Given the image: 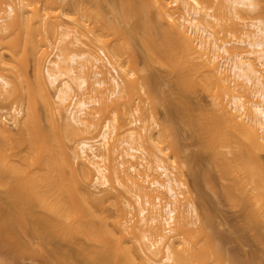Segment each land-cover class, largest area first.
<instances>
[{
    "label": "bare ground",
    "instance_id": "obj_1",
    "mask_svg": "<svg viewBox=\"0 0 264 264\" xmlns=\"http://www.w3.org/2000/svg\"><path fill=\"white\" fill-rule=\"evenodd\" d=\"M32 1L35 2L34 0H31L30 3L29 0L28 2L19 0L17 8L12 4H7L6 8L4 6L5 0H0V49L7 47L6 40L8 42L10 39V41H16L17 43L20 37L24 35L20 43L22 47H19L20 52L16 51L18 47L16 43L13 44V46L16 45L14 46L15 49L13 48L12 42H9L10 45L6 49L8 52L11 47L10 50L14 49L11 52L21 53L19 55L21 58L18 55V57L13 55L14 53L10 54L11 58L12 56H14L13 58H19V61L21 60L18 61L19 63L15 59L12 62L11 59L12 64L7 65L8 62L6 60L4 62L5 57L3 59L4 55L1 52L3 49L0 51V84L5 89L7 98L11 97L10 99H14L15 102H20V99L22 102L28 101L25 102L26 109L23 107L22 102H20L21 105L19 103V106L13 107L16 118H19L17 123L18 121L20 123H18L19 129L17 128L18 131L15 134L2 126L0 117V186L7 191L9 197L17 199L16 202L12 203L0 201V219L2 217L6 218L4 222L1 221L3 224L0 227V240H7L10 246L15 248L20 242L18 240L21 239L17 240L19 236L14 237L15 235H13V232H11V235L10 230L13 229L14 231L19 226H25L26 230L30 227V232L32 231L36 235L35 237L42 241L43 245H49L51 241H56L58 244L68 242L75 248H82L83 253L81 252V256L84 254V260L90 264H160V262L171 264H209V262L213 264H239L240 262L237 259L235 260L225 253L222 246L225 239L215 230L210 212H204L203 216L200 217L201 213L191 197H186L183 201L184 197H181V192L177 190L185 188L184 182L172 179L165 160L158 158L155 170L159 172L160 177L165 179L162 178L163 181L154 179L150 186H145L143 183L147 179L146 177L141 179V173L137 170L141 164L132 162L137 158L135 154L139 152L133 144L141 137L134 129L129 127L131 122L126 111L120 113L110 103V101L117 102L120 98H124L132 90L131 82L129 80L128 82H120L119 78L111 77L112 91L109 90V94L104 93L102 88L105 80H102L103 78L96 79L94 83L89 81L92 67L97 65L92 66L93 64H89L87 68V64H85L93 61V63L100 64L102 58L100 60L96 59L94 55L83 50L73 52L68 57L59 54L55 63L48 61L46 57V61L49 62V67H52V69L43 66L44 57L47 54L45 51L49 48L47 46L53 44H51V35L56 34L57 26L62 29V26L59 25V19L66 18L63 9L66 0H46L44 9L34 8L31 11L33 15L29 18L25 8L31 6ZM58 1H62L60 7L57 5ZM149 1L121 0L120 8L118 9L119 6H112V9H114L112 11L118 14V18L121 19L120 22H123V25L128 24L131 19L135 21L137 19L141 23L145 30V35H142L144 36V38L142 37L143 42L150 58L152 57L153 61L154 59L160 60V62L163 61L160 65H167L171 72L176 73L177 86L174 84L173 87L178 91H175L176 94L183 95L185 92L193 94L198 88H202L205 93L207 92L211 96L213 110L199 112L201 117L198 116L197 119L195 113L192 114L194 115L192 117L197 120L194 119V122H198V119H200L198 128L196 127L198 123H194L195 126L191 125V130L194 129L192 133H197L198 136L196 137L204 142L200 139L199 141L206 144V147L205 144L204 147H208L215 154L214 159L216 158L218 161H215L216 164H213V167L217 171L219 170V175L221 173L223 175V171L226 175L231 174L230 180L234 183L236 190L240 193L241 187L245 189L244 201L249 202V205L246 203L248 207L245 208H248L250 217L249 223L248 221L246 223L252 229L259 225L255 229L258 231V228H261L264 224V77L258 70L256 62L262 66L264 65V0H175L174 4L172 3L173 6H176L175 9L167 2L168 0ZM190 1L199 9L214 7L217 12L218 9L222 8L223 10H219L220 13L223 12V15L226 14L235 19L241 17L243 11H245V14H247L246 12L260 13L263 18L256 19L245 30H240L238 23L233 21L234 18H230L232 22L229 20V24L228 21L223 23V27L230 26V29L228 28L230 35L238 37L240 34L244 39L234 43H231V41L219 44L217 38L207 28L206 23H208V17H211L210 14L203 16L197 7L189 5ZM68 2L70 1L68 0ZM215 2L216 4H214ZM75 3L80 12L89 11V7L87 9L86 5H82L83 3L80 5L78 1H75ZM179 10L185 12L184 14L181 13L180 20L178 19L179 16L176 17L175 15V12ZM96 12L98 13V11ZM155 15L161 20L165 19L168 22V28H164L156 21ZM229 16L226 17L227 20ZM99 17L95 15V24H97V21L98 25L102 22L105 23H103L104 25L101 24V27L96 25V28L99 27L100 34L95 35L93 33H97L98 30L96 31V29L92 33L102 44V48L111 53L117 67L113 65L109 58L107 61L102 59L104 66L112 68L119 76L118 68L122 72L125 71L123 69V58H121L122 55L119 51L123 47L119 48L120 43L116 45L114 42L123 36L119 37V35V38L115 39L113 35L115 34L114 29L117 28L118 31L122 29V34L123 26L120 28L117 25L119 23L117 17L114 20V23L118 26L117 28H115L114 23L111 22L112 25L107 20L108 25L107 21H104L106 18L103 19V17L101 21ZM117 20L118 22H115ZM74 22L78 27L77 19H74ZM19 24H23V28L26 27V30L21 28L22 35L20 37L16 34ZM109 26L114 28H112L113 31L112 29L109 30L111 28ZM139 26L140 24H138ZM131 28L128 31L130 35H127V44H130L131 40L135 39V34L138 33L137 26ZM118 31H116L117 34ZM112 32L114 33L110 34ZM78 33L79 30L76 29L75 37L72 36L75 43L72 40V44L75 47L85 46ZM101 33L102 35L105 34L106 37L110 34L109 37H113L115 40L112 39L111 42L114 41L113 43L116 46L112 44L113 47L110 44L109 37L100 40ZM117 34L115 35L116 38ZM61 35L63 39L69 36L68 33ZM123 35L125 34L123 33ZM123 38L126 40V35ZM3 45L6 46L3 47ZM117 46L119 49H117ZM242 46L246 48L243 49ZM27 58H30L34 63L33 82L35 88L30 82L32 80L25 79L27 75L24 74L25 80H22V82H27L28 88L26 91L21 92L23 88H19L20 91L18 90L19 86L15 83V79L14 82L9 81L6 76L1 74V71L7 68L12 73L17 72L19 71L17 68H22L20 63ZM220 59L225 61L229 72H233L231 75L228 73V69H226V72L225 68L222 67L225 64ZM219 62L223 65L221 64V66ZM85 69L88 71H85ZM78 70L80 71L79 74ZM24 71L21 72L24 73ZM21 72L16 73L18 80L21 78L19 77ZM129 74L130 77L139 81L140 88L147 93L149 98L151 92L156 88L152 91L153 86L150 85L152 88H149L150 78L147 80V77L135 75L133 72H129ZM233 74L235 78L232 76ZM93 75H95L94 78H97L101 76V73L96 71ZM230 76L234 80L237 78V80L230 79ZM238 80H241L242 83ZM22 82L21 85L18 83L20 87ZM151 82L154 83L152 80ZM243 84L245 87L249 86L252 95L259 98L260 101L257 99L252 100V102L247 103L250 104L249 107L243 101L242 96L234 94L236 90L241 87L244 88ZM48 86L55 88V95L51 94ZM249 87L246 89L249 90ZM76 91L80 92L82 96L78 97L77 94H74ZM249 91L245 92L251 94ZM71 94H74L69 106H72L70 108L72 110L70 116L66 118L63 116L62 111ZM87 94L93 95L86 98ZM223 95L228 96L230 101H224ZM180 101H182L181 106L185 101L179 99V103ZM39 102L42 104V113H40ZM96 104L99 106L98 109H95L97 112L93 110L94 112L90 114L88 111ZM184 111L182 110V112ZM191 112L193 113L190 110L189 114ZM186 113L185 111L184 114L186 115ZM108 114H111L112 118H107L101 126L100 120ZM190 117L187 118L188 121ZM21 120L23 122H20ZM189 124H193V122L191 121ZM82 127L85 128L86 132L88 130L89 133L100 128V145H104L105 151L106 149L111 151L109 150L111 146L108 147L110 144L108 141H110V136L114 134L115 130L128 131L129 141L126 140L127 142L121 143L128 146L125 156L128 160H132V163L128 161L130 165L123 170L124 175L122 177L113 168L111 174L108 176L103 175L97 180L101 185L107 186L109 180L113 177L121 185L128 188V191H135L136 194L134 193V195H136L139 205L144 202V205L149 207L148 209L140 207L138 218L131 212L134 207L127 201L123 203L124 207L117 205V213L114 216L106 215L105 212H98L97 206L102 203L101 199H91V194L85 187L93 183L95 173L103 174L106 171L95 160H100L101 155L98 153V148L85 139L78 141L76 146L75 142L72 146H69V141H74L75 136ZM165 127L167 128L168 125ZM144 129L147 133V129ZM168 129L170 130V127ZM163 131L166 132L164 129ZM147 136V139L148 137L151 138L150 135ZM138 144L141 146V141ZM25 147L27 149H25L26 154L24 152ZM108 153L110 155L112 151ZM227 155H230V157ZM18 156L21 159L17 160ZM20 160H22L23 165L19 164L21 162L18 163L19 165L17 164ZM124 163H120L122 168ZM135 165H138V167ZM66 168H68V171ZM149 169L151 170L150 167H147L146 171ZM227 169L230 173L229 171L227 173ZM222 175L220 176L222 177ZM167 197L169 200L162 205V200L167 199ZM148 213L150 214L149 219L147 218ZM188 216H194L198 220L199 225L195 229L190 228L191 221L188 220ZM136 229L141 235L142 232H149L151 237H156L155 244L151 248L149 245L145 244L144 246L142 244L146 240V235L141 237L144 241L138 236L139 243H141L140 248L144 247L141 249L143 253H140V255L134 251L133 246L135 247V245L132 244L133 240L131 238V236L136 235ZM139 234L137 233V235ZM176 240L178 241L176 242ZM0 244H3V242ZM32 245H26L25 251L26 249L31 250L34 247H31ZM86 245L87 247H84ZM25 251H23L24 255ZM162 252L165 255H161ZM53 253L58 264L80 263L78 259L81 257L77 258L75 255H69L60 245L54 248ZM159 256L160 262H158ZM84 260L80 264H84ZM56 262L55 264H57Z\"/></svg>",
    "mask_w": 264,
    "mask_h": 264
},
{
    "label": "rangeland",
    "instance_id": "obj_2",
    "mask_svg": "<svg viewBox=\"0 0 264 264\" xmlns=\"http://www.w3.org/2000/svg\"><path fill=\"white\" fill-rule=\"evenodd\" d=\"M26 1L28 2V0H26ZM30 1L31 0H29V3H30ZM34 1H35L34 3L32 1L33 4H30L31 6L25 8L27 10L26 14L29 16V18L31 15H33V13L31 11H33L34 8L35 9L39 8V10H43L45 5H46V0H34ZM69 1L70 2H68V0H66L65 5L63 4L64 5L63 9H64V12L66 14V18L63 17L64 19L63 18L59 19L60 20L59 25L62 26L63 30L57 26L58 30L56 29V34L55 33L52 34L54 36L51 35V37H52L51 44L52 43L53 44L50 45L51 47L48 45L47 47H49V48L46 47L48 50L46 49L47 51H45L47 54H45L46 56L44 57L43 66L45 68H48L50 66V64L48 62L49 59H50V62L55 63L57 55H59V54L64 55L65 57H68L71 53L80 52V50L81 51L83 50L87 53H90L91 55H94V57H96V59H99V60H100V58H102L101 54H100L102 52L105 54V56H107L111 60L113 65H115V62L111 56V53L108 52L107 50H104L102 48V44L97 40V37H95V35L96 34L98 35V33H99L98 28L101 27L100 25L105 23V22H102L100 25H98V21L96 20L97 24H95L94 20H95V15H97V17L100 16L99 19L101 21H102V18L104 17L103 19L106 18V20H104V21L108 20L110 23L111 22L114 23L115 18L116 17L118 18L119 16L117 13H115V11H112V10H114V9H112V6L118 7L119 4H121V0H69ZM75 1H78L79 5L81 3H83L82 5H84V6L86 5L85 7L87 9L89 7V11L86 10L87 12L84 11V13L80 12L76 8L77 2L75 3ZM174 1L175 0H168L167 1L170 3V5L173 9H175V7H176V6H173ZM61 2L60 1L57 2L58 7L61 6V4H60ZM71 2L72 3L74 2L73 5ZM189 3H190L189 5L198 8V6H196L193 2L190 1ZM7 4H12L14 7L17 8L19 6V0H5L4 6L6 7ZM214 4H216V2ZM120 6L118 7V9L120 8ZM215 9L216 8L213 7V8L199 9V11L201 12V14H203V16L206 14H210L211 17H208V20H207L208 23H206L207 28L214 35V37L217 38V41L219 42V44H223V42H231V41H232L231 43H234V42H237V41L244 39L240 34L238 37L230 35V31H229L230 26L223 27V23H226L228 21V24H229V20H231L230 18H232V16H229L226 14L223 15L222 14L223 12L220 13L219 10H221L222 8L221 9L217 8L218 9L217 12H219V13H217ZM29 11H30V13H29ZM96 11H98V13ZM116 11H118V10H116ZM153 11L155 12L154 9H153ZM94 13H96V14L94 15ZM110 13H113L114 15L116 14V16L114 17V15L110 14ZM181 13L184 14L185 13L184 10H179V11L175 12L176 17L179 16L178 17L179 20H180V16L182 15ZM246 13L247 14H245V11H243V14H241V17L236 18V19L234 17H233L234 19L232 18L233 21L238 23L240 30L241 29L245 30L246 27L249 26L256 19L263 18V15H261L260 13L259 14H257V13L253 14L250 12H246ZM93 15H94V17H93ZM156 16L157 15H155L156 21H158L164 28H168V22H166L165 19L161 20V18H158V16L157 17ZM227 16H229L228 20H227V18H228ZM111 18L113 19V21ZM23 19H24V16H23ZM74 19H77V24H79L78 27L75 24ZM118 20H119V18H118ZM118 20L115 22H118ZM120 20H119L120 24L118 23L117 25H119L120 28H121V26H123L122 34H121L122 29H120L118 31V28H117L118 26L116 25V23H114L115 24L114 26L117 29H114L112 26H109V28L111 27L109 29L110 31L112 28L115 30L114 31L115 34L113 35V37H115V39H118L119 37H121V36L124 37L126 35V37H127L126 40H127L128 36L130 35L129 34L130 32L128 33V31H130V28L131 27L135 28V26H137L138 31H137V29H136V31L138 33L136 32L137 35L135 34V36H136L135 39L131 40L130 44H127L128 40L127 41L124 40L123 37H122L123 39L119 38V40H117L118 41L117 42L114 40L113 37L112 38L109 37L110 34H113L114 32L110 33L109 36L106 37V35H105L106 31H105V34L102 35V33H101V37L102 36L103 37L102 38L100 37V40H105V38L108 39V37H109L110 38L109 42L111 45L113 44L114 46H116L120 43L118 45L119 48L123 47L120 50L117 46V49H119V51L121 52V55H122L121 58H123L122 60H123V65H124L123 69L125 70L122 72L118 68L119 79H120V82L121 81L122 82L123 81L128 82V80H129L132 84L131 85L132 90L127 95H125L124 98H120L117 102L110 101V103H111V105H114L115 108L118 109L120 113H123L126 111V114L129 118V121L131 122L129 127L134 129L135 132L137 134H139V136L141 137V139L137 138L138 143L141 141V146L137 142H135L133 144V146L136 147L139 151L137 154H135L137 158L134 161H132V160H128L125 156L126 149L128 146L122 144L121 142H127L126 140L129 141V137H128V133H127L128 131H124V130L123 131L122 130L116 131L115 130L114 134H111L110 139H109L110 141H108L110 143V144L108 143L109 144L108 147L111 146L110 147L111 149L109 148V150H111L112 153H111V151H108V149H106V151H105L104 145H102V144L100 145V137H99L100 128L97 129L96 131L89 133L88 130L86 132L84 130L85 128L83 129V127H82V128H80L81 132L80 131L78 132V134L74 138V141H69V146H72L74 144V142H75V146H76V143L78 141L84 140V139L88 140L91 142V144H94L98 148V153L101 155L100 160L99 159H95V160H97V162H99V166L104 167V169L106 171L103 174H96L95 173L93 183L85 186V187H87L86 188L87 191L91 194V199H93V198H96V200L101 199L100 201L102 202L101 203L102 205L100 204L97 206L98 212L101 211V213L105 212L106 215H110V216L113 215L114 216L115 213H117V211H116L117 205H121L124 207L123 203L127 201V202L131 203L132 206L134 207V209L131 212L135 215L136 218H138L139 208L140 207H146L147 205H144V202H142L143 203L142 205H139V203L137 202V197H135L136 195H134L135 191H132V192L128 191V188L121 185L120 182H118V180L116 178L112 177V179L109 180V185H107V186L101 185L100 182L97 180V178L100 179L103 175L108 176L109 174H111L113 168H115L117 170V174L120 177H122L124 175L123 170L128 168L130 165V164H128V161H129V163L133 162L136 164H141L140 165L141 167L139 166V168L137 170L140 171V173H141V179H144L146 177L147 180L145 182H143L145 184V186H150V184L152 183V181L154 179H160V181H163L165 179L164 177L159 176V172L155 171L157 168L158 158L163 159V160H165L166 166L168 167V169L170 171V176L172 177V179H177L179 181L184 182L185 188H183V189L181 188V189L177 190L178 192H181V197H184L183 201H185L186 197H191L193 199V201L195 202V204L197 205L199 212L201 213L200 217L203 216L204 212H210V214L212 215L215 230L222 236V238L224 237V239H225L224 245L222 242V246L224 247L225 253H227L229 256L233 257L235 260L237 259V261L240 262L239 264H264V224L261 226V228L259 227L260 229L258 228V231H256L255 229L259 225L255 229L254 228L252 229V227L250 228V226H248V224L246 223L247 221L249 223L250 217H249L248 210H247L248 208H245V207H248V205H249L248 201H244L245 189L243 187H241L240 193L238 192V190H236L234 183L230 180V178L232 177L231 174L226 175L225 171H223V175H222V173L220 174V175H222V177L219 175V170L217 171V169H214V167H213V164H216L215 161H218V159H216V158L214 159L215 154L208 147L205 148L206 144L204 143L205 144V147H204V144H203L204 141L202 139L196 137V136H198L197 133H192V132H194L193 128H192L193 131L191 130V127H192L191 125L195 126L196 123H198V126L196 125V127L197 128L199 127L200 119H198L199 120L198 122H194V121L197 119L198 116L201 117L200 113H203L204 111H207V110H213V102H212L211 96L207 92L205 93L202 90V88H198L197 91H195L193 94L192 93L189 94V92H188V94H187V92H185V94L183 93V95L176 94V92H178V91H176L177 89L175 90L173 88L177 84L176 83V80H177L176 73L171 72V70L169 69V67L167 65L166 66L164 64L160 65V63H162L163 61L160 62V60L157 61V59L156 60L154 59V61H153L152 60L153 58L152 57H151L152 59L150 58V55H149V53L145 47V44L143 42L144 36H142V35H145V32H144L145 30H144L143 26H141V23H139L137 21V19H136V21L131 19L132 21L130 20V22L128 24L126 23L127 25L125 23H124L125 25H123V22H120ZM108 21H107V24H108ZM230 22H232V20ZM138 24H140L139 27H138ZM19 25L20 26L17 27V30H16L17 33L16 34H17V36L19 35V37H20L22 35L21 28L26 30V27L23 28L24 27L23 24H19ZM96 25L99 27L96 28ZM108 25H107V27H108ZM76 29H77V31L79 30L78 34L81 36L80 38L84 42L85 46L79 45V46L75 47L72 44V40L73 41L75 40L74 34H75ZM95 29H96V31L98 30L97 33L93 32ZM100 29H102V28H100ZM113 29H112V31H113ZM127 29H129V30H127ZM102 30H104V29H102ZM116 31H118V34ZM102 32H104V31H102ZM63 33H68L69 36H67L63 39L61 37L62 36L61 34H63ZM123 33L125 35H123ZM116 34H117V38L115 36ZM22 36L20 37L19 41H17V43H16V41H14V42L12 40L10 41V39L8 40V42L6 40V43L8 45H10L9 42L10 43L12 42L11 43L12 46H13V44L16 43L18 46L16 48V51L17 50L19 51V49L22 47L21 46L22 44H20L22 42L21 39L24 38V35H22ZM72 36H74V37L72 38ZM12 37H14V36H12ZM112 39L115 42L114 41L111 42ZM120 40H122V41H120ZM129 41H130V39H129ZM6 43H4V44H6ZM74 43H75V41H74ZM6 45H3V47H5ZM8 45L6 48H1L0 51L3 49L1 52H2V55H4L3 59L5 57L4 62L7 61L8 62L7 65L10 66L12 64V62H14V59L18 62L19 58H13L14 56H12V58H11L12 53H14L11 51H13L15 49L14 46H16V45L13 46V48H14V49L12 48L13 50H10L11 49V47H10L8 52H7L6 49L8 48ZM241 48L245 49L246 47L242 46ZM4 50H6V51H4ZM16 51L13 55H16V57L21 55V53L17 54ZM220 54L223 55L222 53H220ZM46 57H47L48 61H46ZM10 60L12 62H10ZM220 60H221V62H223L225 64V66L221 62H219V64L220 65L222 64L223 66L222 65L221 66L224 67L225 71L227 72L226 69H228V68H226V67H228V66L226 65L225 61H222V59H220ZM45 61H46V63H45ZM93 62L92 63H87V62L85 63V64H87V68L89 67L88 66L89 64H91V65L93 64L92 66L97 65L96 67H92L93 69L91 68L92 74L89 75V77L91 76L89 78V81L91 83H94L96 81V79L98 80L99 78L100 79L103 78L102 80H105V84H104V87L102 88V90L104 91V93L109 94V92L112 91V88H113L112 87V80H111V77H113V76L111 75V72H110L111 69H110V67L104 66L105 64H104V62H102V59H101L100 64L99 63L96 64V62L95 63H93ZM21 63H20V65H22L21 67L23 69L17 68L19 71L14 72L15 74L10 72L9 69H7V68L3 69L1 71V74L6 76V78L9 79V81H11V82H14L13 80L15 79V83L19 86L18 90L20 91L19 88H23L21 92H24L27 90L28 84H27V82H24V81L22 82V80H25L26 78H29V80L30 79L32 80L30 82L33 84V88H35V85L33 82V79H34V63L30 58L29 59L27 58L24 62H21ZM256 66H257L258 70L263 74V77H264V65L262 66L260 63L256 62ZM18 67H20V66H18ZM21 69L25 70L27 72L24 71V73H23V72H21L22 71ZM49 69H52V67H49ZM95 70L98 71L99 73H101L100 77L94 78L95 75H93V74L96 72ZM85 71H88V70L85 69ZM85 71H84V73H85ZM18 72L19 73L21 72V74L19 75V77H21L20 80H18V78H17L18 76H16L17 74H19ZM129 72H133L135 75H138V76H145V77H147V80H148V78H150L149 88H152L151 86H153L151 91L156 87L151 92V95H150L151 101L149 100L150 96L148 98L147 93H145V91H143L140 88L141 86H140L139 81H136L135 78L130 77L131 75L129 74ZM22 73H23V75H22ZM79 73H80V71L78 70V74ZM228 73H230V75H231L233 72H229V69H228ZM11 74H13V75H11ZM24 74L27 75V77ZM23 76H25V79ZM232 76L234 77V74ZM232 76H230L231 78L230 77L229 78L234 80L235 77L232 78ZM151 80L154 83H152ZM235 80H237V78ZM240 81L238 80V82H240ZM21 82H22V86L20 87ZM46 82H47V80H46ZM18 83H20V85ZM157 83H159V85H157ZM240 83H242V81ZM245 85H244L245 89L241 87L240 89H238L239 91L236 90L238 92L235 91L234 94L236 93L239 96H242L243 101L246 103L247 106L250 105L247 103L252 102V100L255 101V99H257L258 101H260L259 98H256V97H254V95H252L250 87L248 86L249 90H250L249 91L248 89H246L248 87L247 86L245 87ZM49 87L50 86H48V88ZM49 89H50L51 94L53 95L55 93V88L50 87ZM156 89H158V90L155 91ZM154 91H155V93H154ZM245 91H249V92H251V94H249ZM74 94H77L78 97L82 96L81 93L78 91H76ZM74 94H71V97L64 104V108H63L62 113H63V116L66 118H68L70 116V112L72 110L70 108H72V106L71 107H69V106L71 104V99L74 96ZM6 95H7V93H6L5 89H3L1 84H0L1 124L7 130H9L15 134V132L18 131V129H19L20 123H19V121H18L19 124L17 123V120H19V118H16V114L14 113L13 107L19 106V103L22 102V100L20 99V102L19 101L15 102L14 99H10L11 97L7 98ZM92 95L93 94H87L86 98H89V96H92ZM179 95H181V96H179ZM177 96L180 97L179 99L184 100L186 102V103L183 102V104H182L183 106L182 105L180 106L182 101H180V103H179V99L177 100V98H178ZM182 96H183V99H182ZM184 97H186L187 99ZM224 97H223L224 101H226V102L230 101V98L228 96L225 98ZM248 99L249 100L251 99V101H249ZM16 100H19V99H16ZM25 102H28V101L22 102L23 107L26 109L27 105ZM178 103H179V105H178ZM184 104H185V106H184ZM20 105H21V103H20ZM189 107H191V109H189ZM39 108L41 110L40 113H42L43 108H42V104L40 102H39ZM98 108H99V106H97V104L93 105V107H91L88 112L90 114H92L94 111L97 112V110H95V109H98ZM187 108L189 109V111ZM184 109H186L185 111L187 112L186 113L187 116L184 114L185 113ZM182 110L184 112H182ZM190 110L193 111V113L192 112L190 113L191 115L189 114ZM247 111H248V107H247ZM194 113L196 115L195 116L196 119L194 117H192V116H194V115H192ZM188 114H189V116H188ZM188 117H190L189 121L187 119ZM107 118H112L111 114L106 115L105 117H103V119L100 120L101 126ZM191 121L193 122V124H189V123H191ZM20 122H23V121L21 120ZM43 123H45V122H43ZM17 124H18V127H17ZM187 124H188V126H187ZM167 125H168V127H170V130L168 129V127L167 128L165 127ZM172 127H173V129H172ZM196 127H194V128H196ZM144 128L147 129V133H145L146 131ZM82 129H83V131H82ZM163 129L166 130V132L163 131ZM196 130H198V129H196ZM145 134L148 136L150 135L151 138L147 136L148 137V139H147ZM199 139H200V141H203V142L201 143L199 141ZM108 147L106 146V148H108ZM202 147H203V149H202ZM25 149H26V147L24 148V150ZM26 150L24 151L25 154H26ZM107 151L110 152L111 154L108 155L109 153ZM213 154H214V156H213ZM227 156L230 157V155H227ZM18 157L19 158L16 157L17 160L21 159L20 156H18ZM121 157H122V159H121ZM102 160H103V162H102ZM21 161L22 160L18 161L17 164ZM122 162L123 163L125 162L123 165V168H122V166H120V163H122ZM19 164L23 165L22 162ZM135 166L138 167V165H135ZM119 167H121V168H119ZM147 167H150L151 170L149 169L146 171ZM91 169H92V167H91ZM66 170L68 171V168H66ZM228 171L229 170L227 169V173H228ZM130 173H132V172H130ZM229 173H230V171H229ZM156 175H158L159 177ZM147 176H148V178H147ZM162 178H164V179H162ZM250 186H251V184H250ZM248 187L249 186L247 185V188ZM102 198H103V200H102ZM167 200H169L168 197H167V199H163L162 205L165 204L167 202ZM0 201H3L4 203L5 202L6 203H12V202H16L17 199L9 197V194L7 193V191L2 186H0ZM246 203L248 205H246ZM146 208L148 209L149 207H146ZM128 211H130V210H128ZM246 215H248V217H246ZM149 216H150V214L148 213L147 214L148 219H149ZM191 217L188 216V220L191 221L190 222L191 223L190 228L195 229L199 225V222L196 219V217H194V216H191ZM3 218L4 217H2L0 219V227L3 224L4 220L6 219V218H4V219ZM2 220H3V222H1ZM29 228H28V230H26L27 228L25 226H19V227H17V229H14V231H13V229L10 230V233L13 232V235H15L14 237L19 236L17 238V240L21 239V240H18V242L19 241L20 242L18 243V245L15 248L11 247L7 240H0V243L3 242V244H0V257H1L0 263L1 264H6L7 262H8L7 264H55L57 259H54L55 256H54L53 251H54V248L56 246H59V245L69 255H75V256H77V258L81 257L80 259H78V261H80V263H81V261L84 260V258H85L84 254H83V256H81L82 255L81 254L82 248H79V249L75 248L71 243H68V242L58 244V242H56V241H51V243L49 245H43L42 241L40 239H38L37 237H35L36 235L32 231L31 232L33 233V235L31 234ZM136 231L139 234L137 229H136ZM15 232L17 235L15 234ZM137 233H136V235H133V237L131 236V238L133 240L132 244L135 245V247L137 248V250H135L136 248L133 246L134 251H136V253H138L140 255V253H143V252H141L142 251L141 249L144 247L140 248L141 243H139L138 236H139V238H141V237H144V235H146L145 241L143 240V238H141L144 241V243H142V244H144V246H145V244L147 246L149 245L151 248H152L153 244H155V238L156 237H154V236H153L154 238L151 237L149 232L148 233L142 232L143 236L141 235V233L139 235H137ZM11 235H12V233H11ZM177 241L178 240H176V242ZM29 244L30 245L33 244L31 247H33V246L34 247L31 248V250L26 249V251H25V248L27 247L26 245H29ZM20 245L23 246L24 248L21 247ZM84 247H87V245ZM177 247H179V246L177 245ZM23 251H25L26 256L24 255ZM163 254H164V252H162L161 255H163ZM50 259H51V261H50ZM2 261H4V262H2ZM156 262H157V260H156ZM158 262H160V256L158 258ZM161 263L162 264H171V263L160 262V264ZM84 264H90V263L86 262V260H84ZM153 264H157V263H153ZM209 264H213V263L209 262Z\"/></svg>",
    "mask_w": 264,
    "mask_h": 264
},
{
    "label": "built area",
    "instance_id": "obj_3",
    "mask_svg": "<svg viewBox=\"0 0 264 264\" xmlns=\"http://www.w3.org/2000/svg\"><path fill=\"white\" fill-rule=\"evenodd\" d=\"M100 54H101L102 59H103L104 61H107L108 57L105 56V54L102 53V52H101ZM49 61H50V59H49ZM111 75H112L113 77H115V78H119L118 74H117L112 68H111Z\"/></svg>",
    "mask_w": 264,
    "mask_h": 264
}]
</instances>
